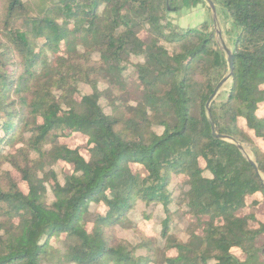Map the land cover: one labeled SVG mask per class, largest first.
Wrapping results in <instances>:
<instances>
[{
  "label": "trees",
  "instance_id": "obj_1",
  "mask_svg": "<svg viewBox=\"0 0 264 264\" xmlns=\"http://www.w3.org/2000/svg\"><path fill=\"white\" fill-rule=\"evenodd\" d=\"M212 1L234 142L204 0H0V264H264V0Z\"/></svg>",
  "mask_w": 264,
  "mask_h": 264
},
{
  "label": "rangeland",
  "instance_id": "obj_2",
  "mask_svg": "<svg viewBox=\"0 0 264 264\" xmlns=\"http://www.w3.org/2000/svg\"><path fill=\"white\" fill-rule=\"evenodd\" d=\"M206 3V2H205ZM207 5V4H206ZM206 5L199 4L195 7L185 9L180 11L179 13L171 14L170 21L172 24L180 27V28H193L198 25H200L202 22L207 21L209 22V25L211 29L214 31V28H218L221 32V37L225 41V43L230 47L231 41L227 36L226 28L228 27V24L226 23V20L223 19V17L220 16V19L217 15V24L213 23L212 16L210 9L209 11L206 9ZM231 48V47H230ZM132 61H136L135 58L132 59ZM123 84L125 89L128 91L130 97L137 102L145 103V94L142 89L141 82L139 78L137 77L136 68L132 64H124L122 73H121ZM80 89L82 92L89 91V88L87 86H80ZM66 141L70 145H78L80 149L82 148V153L86 154V152L83 150L84 144H85V138L81 135L75 134L73 137H67ZM260 147L264 150V143H260L258 141ZM245 153L252 158L251 154L245 150ZM57 173H59V169L56 168ZM13 176L15 179L18 180V174L13 171ZM137 209V208H136ZM263 210V207L258 209V213H261ZM155 215V222L156 225L159 226L160 219L162 217L161 210L159 208L154 210ZM259 217H262L261 214L258 215ZM147 231L150 233L149 225L147 224H141ZM159 228V227H158ZM156 228V229H158ZM171 232L173 234H176L177 236L183 238L184 237V223L182 220L178 218H174L170 224ZM158 231V230H156ZM152 233V232H151ZM123 235L130 237V233L128 231L122 232Z\"/></svg>",
  "mask_w": 264,
  "mask_h": 264
},
{
  "label": "water",
  "instance_id": "obj_3",
  "mask_svg": "<svg viewBox=\"0 0 264 264\" xmlns=\"http://www.w3.org/2000/svg\"><path fill=\"white\" fill-rule=\"evenodd\" d=\"M207 4V6L210 9L211 12V16H212V21L213 23L217 24V13H216V8H215V4L213 3L212 0H204ZM214 34H215V39L216 42L219 46V48L221 49V51H223L227 64H228V71L226 72V74L219 80V82L216 84V86L213 89V92L211 93V95L209 96L207 102H206V110L207 113L209 115V122L211 125V132L212 135L216 138H220V139H225V140H230L232 142L233 139L227 135H223V134H219L215 131V125L213 120L210 118V107L209 104L211 102V100L216 96V94L218 93V91L221 89V87L226 83V81L231 77L232 74V68H233V60H232V51L231 48L225 43V41L222 39L221 37V32L218 28H214ZM237 147L239 148V150L243 153V155L246 157V159L253 164L254 168H256V165L254 164V162L252 161V159L245 153V150L243 149L242 145L235 142Z\"/></svg>",
  "mask_w": 264,
  "mask_h": 264
}]
</instances>
